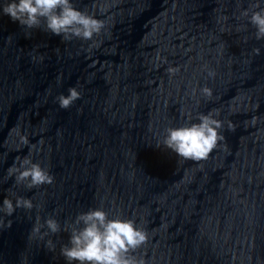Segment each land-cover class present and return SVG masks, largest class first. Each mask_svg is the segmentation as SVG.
Listing matches in <instances>:
<instances>
[{"label":"water","instance_id":"95a60500","mask_svg":"<svg viewBox=\"0 0 264 264\" xmlns=\"http://www.w3.org/2000/svg\"><path fill=\"white\" fill-rule=\"evenodd\" d=\"M73 3L104 21L91 40L0 13V201L33 203L5 217L0 264H67L65 228L92 207L146 231L128 253L142 264H264V39L241 14L255 0ZM69 87L81 95L61 108ZM210 111L224 140L207 158L163 145L167 127ZM25 156L51 184L8 175ZM50 217L61 230L45 235Z\"/></svg>","mask_w":264,"mask_h":264},{"label":"clouds","instance_id":"9594fccd","mask_svg":"<svg viewBox=\"0 0 264 264\" xmlns=\"http://www.w3.org/2000/svg\"><path fill=\"white\" fill-rule=\"evenodd\" d=\"M264 0H255L254 9H243L241 14L255 27L256 39H264ZM0 13L6 14L13 21L26 28H35L43 24L44 29L65 40L73 37L91 40L95 34L101 32L104 21L95 15L78 8L73 0H0ZM253 52L259 54L260 49ZM175 68L169 72L174 73ZM209 76L214 72L208 71ZM202 92L211 96L212 91L203 87ZM81 93L76 87H69L67 94H61L57 102L61 108H68ZM223 122L216 118V113H199L195 121L169 126L165 129L162 143L168 149L184 159L198 161L210 154L219 141L224 140L220 129ZM229 128L233 125L229 123ZM21 142L27 143L25 136ZM9 176H14L16 182H26L28 188L43 184H51L53 176L39 163L25 156L7 169ZM31 199L16 196L15 200L5 196L0 201V229L10 227L11 216L15 209H31ZM39 225L33 226L31 231L38 232ZM48 233L61 230L60 223L55 218L46 220ZM69 231L68 242L60 248V254L67 264H142L131 258L128 253L142 245L147 239L146 231L131 218L120 215L109 216L103 207H92L80 212L75 219L66 226ZM46 245L50 251L55 247L49 239Z\"/></svg>","mask_w":264,"mask_h":264}]
</instances>
